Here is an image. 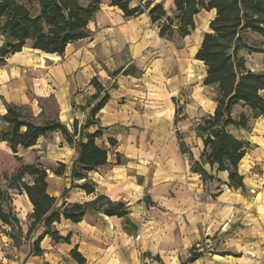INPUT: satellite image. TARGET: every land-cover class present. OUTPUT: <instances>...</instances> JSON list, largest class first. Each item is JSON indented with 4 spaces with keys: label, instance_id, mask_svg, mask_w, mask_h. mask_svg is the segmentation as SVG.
I'll return each instance as SVG.
<instances>
[{
    "label": "crops",
    "instance_id": "crops-1",
    "mask_svg": "<svg viewBox=\"0 0 264 264\" xmlns=\"http://www.w3.org/2000/svg\"><path fill=\"white\" fill-rule=\"evenodd\" d=\"M109 1L101 0L87 27L90 36L69 44L62 56L26 47L5 59L0 69V117L7 103L27 107L36 122L56 120L71 131L74 122L83 126L89 118L96 94L90 81L96 78L109 99L86 130L100 132L95 143L107 153V164L87 177L95 184L94 194L70 190L77 151L59 133L11 154L23 164L65 165L62 176L48 172L47 177V193L58 199V206L82 204L102 195L125 204L129 214L116 218L88 212L77 224L62 220L53 229L61 237L69 236V244L54 243L46 236L40 243L43 255L27 257L30 244L43 233L39 229L16 259L20 264H77L70 257L76 248L85 264H159L151 259L156 256L163 264H180L193 247L216 237L229 242L227 250L238 257L215 260L204 255L193 264H264L263 223L257 214L250 215L248 207L253 203L245 192L225 186L227 173L213 174L219 183H203L190 171V155L198 161L202 152L194 128L216 108L214 89L203 86L205 68L194 59L202 37L194 40L193 32L185 39H161L158 25L151 24L146 13L126 19ZM129 1L132 8L163 1L171 15V0ZM209 14L212 20L214 12ZM199 64L203 74L196 76ZM247 67L254 72L248 63ZM119 70V75L111 76ZM184 92L190 95L185 104L177 97ZM176 101L182 105L177 121ZM0 145L10 151L5 143ZM26 155L35 158L25 162ZM64 190L68 194L61 199ZM12 206L20 217L32 213L25 195H17ZM238 222L246 227L230 232Z\"/></svg>",
    "mask_w": 264,
    "mask_h": 264
},
{
    "label": "trees",
    "instance_id": "trees-1",
    "mask_svg": "<svg viewBox=\"0 0 264 264\" xmlns=\"http://www.w3.org/2000/svg\"><path fill=\"white\" fill-rule=\"evenodd\" d=\"M170 14L164 2L130 7L129 0H110L111 7L118 8L126 19L147 14L151 24L158 25V36L171 41L175 36L185 39L195 31V19L202 12H214L208 31L203 34L194 59L205 68L203 86L215 91L216 108L212 115L202 118L195 126L196 137L201 141L202 152L198 161L190 155V171L203 183L218 182L213 174L227 173L225 186L231 191L245 192L244 177L239 165L247 154V143L233 132L250 129V122L264 118V72H252L247 67L245 56L264 57V0H171ZM101 0H0V69L5 59L29 47L43 54L62 56L69 44L90 36L88 25L100 9ZM247 34L260 38L257 46L246 41ZM121 71L111 74L119 75ZM126 73V72H124ZM96 90L93 106L83 126L74 122L71 131L56 120L33 118L27 107L4 104L6 113L0 117V143H5L12 154L18 149L27 151L37 145L40 138L59 133L65 143L76 149L77 158L71 170L72 189H80L86 195L95 193V184L87 179L88 174L107 164V153L95 140L100 132L88 134L95 116L109 99L108 92L96 78L90 81ZM239 110L238 115L235 112ZM182 108L175 112L179 120ZM182 152L183 144L180 143ZM17 159V158H16ZM21 163L20 159H17ZM38 161V158L36 159ZM206 167L209 169L206 170ZM65 165L46 168L39 162L21 163L10 175L0 178V233H4L19 248L39 229L43 233L31 243L27 257L43 255L40 243L48 236L54 243L69 244V236L61 237L53 229L62 220L80 223L86 213H102L107 217L125 218L128 207L120 202H111L99 195L93 201L58 206V199L47 193L48 172L57 177L63 175ZM84 180L78 185L76 182ZM12 193L25 195L32 206L30 224L23 235L21 220L12 206ZM64 190L61 199H65ZM146 200V197H145ZM7 229V230H5ZM229 256V254H224ZM70 257L77 264L85 260L73 249ZM145 257H150L146 254ZM202 257L193 247L182 264H193ZM163 264L159 257L151 258ZM47 264V263H44Z\"/></svg>",
    "mask_w": 264,
    "mask_h": 264
},
{
    "label": "rangeland",
    "instance_id": "rangeland-1",
    "mask_svg": "<svg viewBox=\"0 0 264 264\" xmlns=\"http://www.w3.org/2000/svg\"><path fill=\"white\" fill-rule=\"evenodd\" d=\"M134 2H142L143 0H133ZM211 14L207 12H202L195 19V31L192 35L194 40H198L203 36L204 33L208 31V25L211 20ZM246 41L251 46H257L260 42V38L256 35L247 34L245 36ZM2 37H0V46L2 45ZM245 56V59L254 72H264V57L262 55H251ZM203 67L199 64V67L195 69V75H202ZM178 98H182L183 104L189 101V92L180 93L177 96ZM240 111L237 110L235 115H238ZM36 120V119H35ZM233 134L239 139L246 142L247 145V154L242 161L240 166V174L244 177V184L246 187L245 195L248 196L247 201L251 204L248 208L250 209V215H258L260 217L261 222L264 227V118H260L256 121L250 122V129L244 132H233ZM25 162L34 159V156L26 155ZM24 162V161H23ZM24 162V163H25ZM22 163V162H21ZM17 161L15 157L12 156L11 152L6 148L0 145V178L4 175L12 174L17 167L21 164ZM45 167V166H44ZM17 196V194L12 193V205L13 199ZM14 208V207H13ZM253 208V209H252ZM253 210V213H252ZM255 211V212H254ZM18 218L21 220V228L23 231V235L26 232L30 220L29 217L26 216L20 217L19 213L15 211ZM248 223L245 221L244 224ZM246 226H242L240 222L234 224L230 230L231 231H239L240 229H244ZM264 229V228H263ZM7 230V229H5ZM8 231V230H7ZM231 234V233H230ZM36 237L33 234L30 239H34ZM29 239V240H30ZM28 240V241H29ZM215 240V242H214ZM227 241H229L227 239ZM33 243V242H32ZM229 242L226 244L223 242V238L217 241L216 237H213L212 240L207 242L199 243V247L195 248L196 253H201L202 257L209 256L211 259L215 257H223V253L229 254V256L238 257L237 254H234L231 250H227L229 247L227 246ZM25 244H21L19 248H16L13 242L5 236L4 233H0V264H20L16 259L17 254L19 252H24L26 250ZM31 245V244H30ZM225 257V256H224ZM187 260V259H186ZM186 260L181 261L180 264L185 262ZM215 260H219L215 258Z\"/></svg>",
    "mask_w": 264,
    "mask_h": 264
},
{
    "label": "built area",
    "instance_id": "built-area-1",
    "mask_svg": "<svg viewBox=\"0 0 264 264\" xmlns=\"http://www.w3.org/2000/svg\"><path fill=\"white\" fill-rule=\"evenodd\" d=\"M179 108H182V105H180V103L176 101V103H175V112H176L177 110H179ZM195 247L198 248L199 245H196Z\"/></svg>",
    "mask_w": 264,
    "mask_h": 264
}]
</instances>
